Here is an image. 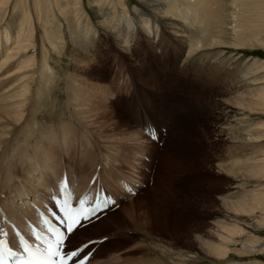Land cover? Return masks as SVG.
Wrapping results in <instances>:
<instances>
[{"label": "bare ground", "instance_id": "6f19581e", "mask_svg": "<svg viewBox=\"0 0 264 264\" xmlns=\"http://www.w3.org/2000/svg\"><path fill=\"white\" fill-rule=\"evenodd\" d=\"M106 31L109 37L104 35ZM108 40L130 56L144 51L160 61L168 58L172 49L176 63L183 61V73L190 69L212 76L216 89L209 90V97L224 127L234 134L240 153L229 157V169L221 168L235 177L219 197L226 219H217L205 233L197 234L195 244L211 264H222L238 243H243L241 253L261 249L258 253L263 254L264 238L243 227V223L264 229V0H0L1 208L13 220L23 221L33 215L31 202L42 206L53 193L50 189L58 178L62 159L48 147L30 153L23 145L39 127L34 117L42 104L53 100L51 108L58 109L61 104L85 132L95 130L102 109L97 94L105 89L99 82L100 74L93 72L94 64L104 60L105 51L111 47ZM246 50L251 55L239 61ZM65 55L73 57L77 71L73 66V72L60 75L51 62H61ZM140 74L139 79L145 80ZM90 77L99 81H91ZM62 84L65 90L60 96L57 91ZM201 102L198 100L197 105ZM113 122L118 127L123 120L117 116ZM54 129L46 134L48 142L59 139ZM57 130L64 134L70 148L78 150L82 146L85 154L88 146L74 142L77 132L67 123ZM19 132L22 136L16 141ZM97 150L94 160V152L87 150V162L83 154L70 156L68 160L74 166H69L80 171L81 189L100 168L103 182L112 190V156ZM68 175L74 176L71 172ZM98 222L90 224L93 231L100 229ZM240 236L244 237L238 239ZM196 258L182 252L173 257L176 263L171 264H199Z\"/></svg>", "mask_w": 264, "mask_h": 264}, {"label": "rangeland", "instance_id": "374dc122", "mask_svg": "<svg viewBox=\"0 0 264 264\" xmlns=\"http://www.w3.org/2000/svg\"><path fill=\"white\" fill-rule=\"evenodd\" d=\"M132 4L138 5L137 1H132ZM159 20L165 24L163 18ZM104 35L110 36L108 31L104 32ZM108 42L111 43V47L105 51L104 60H97L94 64L95 69L93 68L94 73L100 74L102 81L90 77L91 81L103 82L105 89L104 93L101 94L100 89L97 94L98 105L102 108L99 109L100 113L98 112L96 118L97 131L92 129L91 132H85L70 119L61 104L58 109L51 108L52 100L42 104L34 117L39 127L34 128V133L23 145L29 148L30 153L48 147L47 150L52 151L58 159H62L61 155L70 151H75L73 156H78L76 151L83 154L82 146L78 150L70 148L64 141L61 129L57 130L67 123L70 129L77 132L74 133V142L83 143L94 152L93 160L96 158L95 152L99 151L97 149L111 154L116 187L118 184L116 180L120 174L123 175L121 170L127 173L130 179L136 177L143 183L146 182L141 185L142 191L136 196L124 198L119 209L101 218V222L97 221L100 228L98 231H93L89 225L85 227V231L74 237L78 244L94 238L95 235L102 236L114 232L117 238L106 246L102 254L105 256L103 258L108 259L107 264H171L173 261L176 263L173 257L182 252L197 257L196 261L199 264H211L210 258L199 252L195 236L205 233L217 219H226L225 213L221 212L219 197L235 177L223 172L221 168L229 169V157L240 153L234 134L224 127L225 123L220 120L219 110L209 97V90L216 89L212 83L213 78L209 72H206V75L204 71L203 74H197L189 69L188 73H183L180 66L183 61L176 63L172 49L168 52V58L160 61L159 58L144 51H137L135 56H130L123 52L117 43L109 40ZM244 53L239 55L241 56L238 58L239 61L251 55L248 50ZM73 63H75L73 57L65 55L61 62L52 59L51 66L61 75L73 72V66L76 72ZM139 73L145 80L139 79ZM62 78L63 76L58 77L61 83ZM131 81L136 82L143 106L152 113L153 121L147 118L146 122L152 125L154 131L158 130L159 119L155 113V109L157 110L155 103L161 90L164 91L163 98L161 100L158 98L157 102L161 104L168 101L169 106L160 109L158 107L160 116L164 119L167 117L164 113H169L170 118L176 117L178 120L176 123L179 127L170 131V137L164 141L162 147L148 136L142 127L131 121L124 111L127 90L133 88ZM62 85V89L57 91L60 96L65 90L64 84ZM118 92L121 93L117 96ZM121 95L125 97L122 96V101H118L117 98ZM190 96L196 98L193 101L194 110L189 111ZM200 99L202 102L197 105ZM61 100L63 99L60 97L58 101ZM136 106L137 104L134 107ZM117 116L123 120L118 127L113 122ZM142 117L141 110L140 124L143 122ZM168 120L170 121L169 118ZM53 129L56 130L55 137L59 139L48 142L46 134ZM123 130L125 134L122 136L120 132ZM21 136L22 133L19 132L16 141H20ZM114 136L121 139H114ZM108 143L115 144L111 146ZM88 148L82 158L85 162L88 161L86 158V152L90 150ZM69 163L74 166L72 161ZM229 219L235 221L234 218ZM243 227L264 238V229L257 230L247 223H243ZM242 247L243 243L234 245L222 264L227 262L264 264V253H258L261 249L258 252L241 253Z\"/></svg>", "mask_w": 264, "mask_h": 264}, {"label": "snow or ice", "instance_id": "6c2138e0", "mask_svg": "<svg viewBox=\"0 0 264 264\" xmlns=\"http://www.w3.org/2000/svg\"><path fill=\"white\" fill-rule=\"evenodd\" d=\"M86 200L87 197L79 201L80 209H83ZM62 211L66 220L72 222L67 224V231L72 232L75 225L79 223V216L74 215L77 210L71 207L68 200H64ZM82 215L87 218V213H82ZM60 223H65V220H61ZM54 237V241H45L47 248L43 252L39 248L33 251L31 248L26 247L25 251L28 254V260L23 262V264H66L67 261L79 256V249L73 251L70 248H63L65 241L63 233L54 231ZM16 255L7 247L6 241L0 240V264H7L8 257ZM73 264H76V261ZM79 264H83V262L80 261Z\"/></svg>", "mask_w": 264, "mask_h": 264}]
</instances>
